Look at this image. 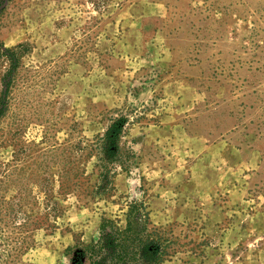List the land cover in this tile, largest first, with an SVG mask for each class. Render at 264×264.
I'll use <instances>...</instances> for the list:
<instances>
[{"label":"rangeland","instance_id":"374dc122","mask_svg":"<svg viewBox=\"0 0 264 264\" xmlns=\"http://www.w3.org/2000/svg\"><path fill=\"white\" fill-rule=\"evenodd\" d=\"M135 203L160 264H264V0H0V264Z\"/></svg>","mask_w":264,"mask_h":264},{"label":"trees","instance_id":"16d2710c","mask_svg":"<svg viewBox=\"0 0 264 264\" xmlns=\"http://www.w3.org/2000/svg\"><path fill=\"white\" fill-rule=\"evenodd\" d=\"M121 132L120 123H114L107 131V151L113 147ZM143 204L135 203L128 214L125 229H118L105 222L99 238L88 246L76 249L74 264H160L165 250L159 240L146 234L145 227L138 225L143 213Z\"/></svg>","mask_w":264,"mask_h":264}]
</instances>
